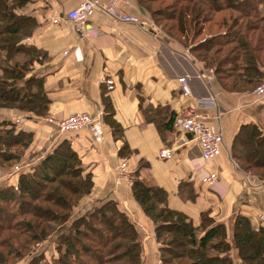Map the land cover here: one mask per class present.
<instances>
[{
	"label": "crops",
	"instance_id": "crops-1",
	"mask_svg": "<svg viewBox=\"0 0 264 264\" xmlns=\"http://www.w3.org/2000/svg\"><path fill=\"white\" fill-rule=\"evenodd\" d=\"M81 1L34 0L27 5L37 26L26 41L46 53L45 60L35 64L31 73L44 75L47 114L59 118L77 112H101L105 137L96 144L85 129L57 134L51 125L39 122L41 116L1 107L0 121L12 122L15 132L31 133V138L16 162L0 165V187H16L21 173L31 172L64 141L76 152L92 180L90 193L73 208L70 221L106 200L114 201L139 232L141 264H160V243L152 220L132 196L135 178L145 185L163 188L168 207L185 213L194 224H198L203 211L209 210L214 220L223 222L229 231L237 214L246 216L257 227L264 226V178L245 172L230 153L242 124L251 121L264 131V98L255 99L252 90L225 89L213 72L208 84L217 105L209 110V116L213 120L219 115L224 141L211 168L219 172L217 180L211 187L202 183L209 169L191 134L173 127L163 135L159 133L171 112L178 113L195 104L193 97L180 95L174 73L161 63L160 41L150 31L114 20L100 10L79 33L64 14ZM117 7L123 13L148 16L137 0H120ZM179 44L174 41L169 46L177 56L185 53ZM197 64L210 68L199 61ZM103 77L113 81V89L102 81ZM196 92L201 94L198 89ZM108 112L113 115L109 117ZM105 116L119 125L117 135L105 122ZM124 144L127 150L121 154ZM163 147H171L174 156L160 158ZM123 159L127 173L124 177L117 172ZM55 237L56 233L35 246L41 248L46 261L57 254Z\"/></svg>",
	"mask_w": 264,
	"mask_h": 264
},
{
	"label": "trees",
	"instance_id": "trees-1",
	"mask_svg": "<svg viewBox=\"0 0 264 264\" xmlns=\"http://www.w3.org/2000/svg\"><path fill=\"white\" fill-rule=\"evenodd\" d=\"M33 1L0 0V108L43 116L48 105L44 75L31 70L45 60L46 53L26 41L37 26L36 17L26 10ZM137 3L155 23L171 21L168 31L163 26L165 33L189 47L205 67L215 68V76L225 89L251 91L261 81L264 0H174L170 11L162 14L144 5L143 0ZM201 34L204 41L198 43ZM175 114L171 112L164 120L161 135L172 128ZM106 116L105 122L117 135L119 125ZM30 138L31 133L15 132L12 122L1 120L0 165L16 162ZM233 139L232 160L245 172L264 178L262 128L246 122ZM126 150L124 144L120 153ZM131 186L133 198L154 224L160 264H235L232 250L238 264H264V226L257 227L237 214L229 231L209 210L194 224L185 213L168 207L163 188L145 185L136 178ZM91 189V173L85 172L76 152L64 141L31 172L21 173L15 188L0 187V264L24 259L27 264H141L139 232L114 201L106 200L70 221L73 208ZM54 233L57 254L46 261L34 248Z\"/></svg>",
	"mask_w": 264,
	"mask_h": 264
},
{
	"label": "built area",
	"instance_id": "built-area-1",
	"mask_svg": "<svg viewBox=\"0 0 264 264\" xmlns=\"http://www.w3.org/2000/svg\"><path fill=\"white\" fill-rule=\"evenodd\" d=\"M118 1L120 0H82L77 6L65 12L64 15L66 20L73 23L78 32L81 33L84 30V24L91 20L96 11L100 10L114 20L131 23L141 29L144 28L150 31L152 36L160 41L158 52L161 63L169 66L171 73H174L176 82L179 84L180 95L186 98L193 97L195 101L194 105H189L175 114L172 127L184 133H190L192 140L198 143L201 159L206 168L209 169V172L201 179V182L206 183L210 187L213 186L219 172L211 168L220 155L224 141L223 131L221 125H219V115L217 114L213 120L209 116V110H214L217 105V99L208 84L215 68H204L202 65H198L187 52L177 56L176 52H174L175 50L170 49L167 45L160 27L155 25L148 16L139 17L121 12L117 7ZM260 80L259 84L252 90V95L258 100L264 98V75ZM102 81L109 89H113L114 86L111 79L103 77ZM197 89L201 91V94H197ZM39 122L51 125L53 131L57 134L85 129L89 131L92 141L96 144L102 142L105 137L103 114L101 112H96L95 114L77 112L68 117L59 118L44 114ZM213 122H216V125ZM159 156L166 159L172 158L174 156L173 149L171 147H163L159 151ZM117 172L123 177L127 175L125 159L118 165ZM259 218H262V216H259Z\"/></svg>",
	"mask_w": 264,
	"mask_h": 264
},
{
	"label": "rangeland",
	"instance_id": "rangeland-1",
	"mask_svg": "<svg viewBox=\"0 0 264 264\" xmlns=\"http://www.w3.org/2000/svg\"><path fill=\"white\" fill-rule=\"evenodd\" d=\"M174 0H157V1H155L154 3H152V2H148L147 0H143V3H144V5H146V6H149V7H151V9L154 11V10H156V12H158V14H162V12H169L170 11V4L173 2ZM139 5V4H138ZM140 7V6H139ZM145 11V13L149 16V18H150V20L151 21H153V23L155 24V25H157L158 27H160V29H161V31L163 32V34H164V38H165V41H167V45L168 46H170V44L171 43H173L174 41H177V40H175L174 38H172V37H169L166 33H165V31H164V28H163V26L164 27H166V31H168V29L171 27L170 26V24H171V21L170 22H166V21H159L160 23H155V21L153 20V18L151 17V15H150V13L149 12H147L146 10H144ZM228 12H230V11H228ZM227 12V13H228ZM226 13V12H225ZM131 14V13H130ZM172 31V30H171ZM204 34V33H203ZM203 34H201L200 35V37L199 38H197L196 39V41H199L198 43H200V42H202V41H204L202 38L205 36V35H203ZM172 35H173V33H172ZM174 37H176L177 39H179L176 35H173ZM180 40V39H179ZM178 42V41H177ZM170 43V44H169ZM180 45V44H179ZM180 47H181V49H182V51L183 52H187L188 54H190L191 56H192V60L194 59L196 62L198 61L197 59H195V56H194V54H191L190 52H189V47H185V46H181L180 45ZM222 55V54H221ZM200 62V61H199ZM213 68V67H212ZM47 114V113H46ZM253 172H255V173H260V172H258V171H253ZM179 248V247H178ZM42 251H41V248L40 247H35L34 248V253H41ZM250 253V252H249ZM230 255H232V258H233V260H234V263L235 264H238L239 263V261H238V257H237V254H235V251L234 250H232L231 252H230ZM161 263V262H160ZM11 264V263H10ZM16 264H27V262L25 261V259L24 260H20V261H18Z\"/></svg>",
	"mask_w": 264,
	"mask_h": 264
}]
</instances>
